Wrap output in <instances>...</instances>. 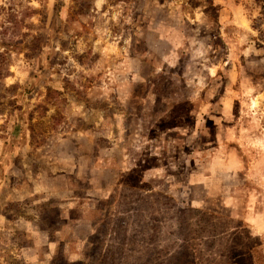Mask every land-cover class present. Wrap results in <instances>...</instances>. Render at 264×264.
I'll use <instances>...</instances> for the list:
<instances>
[{"label": "rangeland", "instance_id": "1", "mask_svg": "<svg viewBox=\"0 0 264 264\" xmlns=\"http://www.w3.org/2000/svg\"><path fill=\"white\" fill-rule=\"evenodd\" d=\"M0 264H264V0H0Z\"/></svg>", "mask_w": 264, "mask_h": 264}]
</instances>
